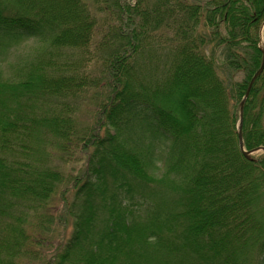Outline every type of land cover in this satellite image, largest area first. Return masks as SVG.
Listing matches in <instances>:
<instances>
[{
    "label": "trees",
    "instance_id": "1",
    "mask_svg": "<svg viewBox=\"0 0 264 264\" xmlns=\"http://www.w3.org/2000/svg\"><path fill=\"white\" fill-rule=\"evenodd\" d=\"M263 23L264 0H0V264H264V155L239 146ZM242 133L264 146V71ZM53 143L78 172L40 164ZM54 216L72 232L49 252Z\"/></svg>",
    "mask_w": 264,
    "mask_h": 264
},
{
    "label": "rangeland",
    "instance_id": "2",
    "mask_svg": "<svg viewBox=\"0 0 264 264\" xmlns=\"http://www.w3.org/2000/svg\"><path fill=\"white\" fill-rule=\"evenodd\" d=\"M264 24V23H263ZM262 28V27H261ZM264 29V28H263ZM261 30V34H262ZM264 32L262 34V46L264 47ZM43 44L40 43V40L36 38H28L21 40L17 44H14L6 56L3 66L4 71L6 75L10 73V66L11 64H15L19 62L20 60L31 57L36 55V53L41 49V46ZM94 59H97L98 57L102 56V52H98L95 49H92ZM91 55V54H90ZM83 60L85 63L83 64V68L87 70H93V75H98V69L99 64H97L96 61H86L88 55H82ZM88 62V63H87ZM223 76H225L224 73L221 72ZM241 73H236L234 75L235 80L242 79ZM102 95L99 93L95 94H89L82 96V98H79L78 102L72 103V109L71 113L75 116V121L79 123V125H90L95 122L96 113L98 112V109H100V102L102 101ZM240 121V120H239ZM243 126V125H242ZM56 143L51 144L50 148H48L49 154L47 155H39L40 156V164H47V165H54L56 167H60L62 170H64L67 173H75L78 172L81 164H82V158L81 155H78L76 152L73 151H66L64 153L58 151V149H55ZM58 147V146H57ZM264 155V151L262 149L254 151L251 156L260 158ZM57 204L59 207L62 206L63 202H58ZM57 209H51L52 213H55V215H58L59 210ZM61 211V210H60ZM49 228V234L50 236L45 238L46 240H43V249H47L49 252L55 250V248L63 241L65 238L68 239L70 237V234L72 232V226L66 225L63 226L59 224V221L57 220L56 216H54V221H52V225L48 227ZM46 237V235H45ZM50 241L48 242V240ZM47 242V243H45Z\"/></svg>",
    "mask_w": 264,
    "mask_h": 264
},
{
    "label": "water",
    "instance_id": "3",
    "mask_svg": "<svg viewBox=\"0 0 264 264\" xmlns=\"http://www.w3.org/2000/svg\"><path fill=\"white\" fill-rule=\"evenodd\" d=\"M264 24L262 25V28L261 30L263 31L264 29ZM263 49V53H264V48ZM264 71V54H263V60H262V63H261V66L260 68L256 71V73L254 74V76L252 77L250 83H249V86H248V89L246 91V94H245V97L241 103V109H240V121H239V146H240V149L241 151L244 153V155L248 158H251V154L254 152V151H257V150H260L262 149L264 151V146H261V147H258V148H255L253 150H246L245 149V146H244V139H243V133H242V125H243V111H244V105H245V102H246V99L247 97L249 96L250 94V91L252 89V86L255 82V80L257 79V77L259 75H261Z\"/></svg>",
    "mask_w": 264,
    "mask_h": 264
}]
</instances>
